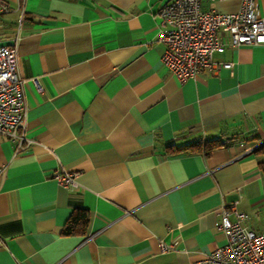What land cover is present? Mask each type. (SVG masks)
<instances>
[{"label": "crops", "instance_id": "crops-1", "mask_svg": "<svg viewBox=\"0 0 264 264\" xmlns=\"http://www.w3.org/2000/svg\"><path fill=\"white\" fill-rule=\"evenodd\" d=\"M164 1L0 0L30 140L15 151L0 134V264H197L224 242L214 221L233 203L264 233V45L226 47L213 61L230 69L180 82L161 62ZM57 170L77 172V187ZM76 209L87 222L63 234Z\"/></svg>", "mask_w": 264, "mask_h": 264}, {"label": "built area", "instance_id": "built-area-1", "mask_svg": "<svg viewBox=\"0 0 264 264\" xmlns=\"http://www.w3.org/2000/svg\"><path fill=\"white\" fill-rule=\"evenodd\" d=\"M200 1L165 0L156 11L157 37L164 44L161 62L180 82L195 78L206 68L230 69L232 62L213 61V54L226 47L264 45V15L256 12L253 0H242L234 12L203 10ZM1 8L7 9L4 4ZM15 44L16 38L0 43V134L16 141L18 151L30 140L23 129L26 105ZM52 178L64 187L78 185L77 172L57 170ZM245 218L246 214L234 203L222 205L214 226L223 231L224 242L197 264H264V233L245 225ZM158 246L161 252L172 247L161 240Z\"/></svg>", "mask_w": 264, "mask_h": 264}, {"label": "trees", "instance_id": "trees-1", "mask_svg": "<svg viewBox=\"0 0 264 264\" xmlns=\"http://www.w3.org/2000/svg\"><path fill=\"white\" fill-rule=\"evenodd\" d=\"M201 145L206 153H208L211 148L215 146V144L208 145L206 140H204ZM254 151L261 154V157L258 160V166L262 173H264V141L255 146ZM87 219L88 216L85 209L74 210L64 223L62 233L66 235L74 233L79 228L80 224H85L87 222Z\"/></svg>", "mask_w": 264, "mask_h": 264}]
</instances>
